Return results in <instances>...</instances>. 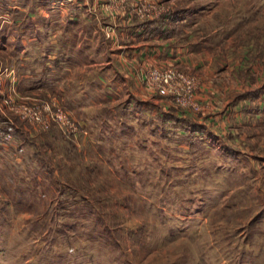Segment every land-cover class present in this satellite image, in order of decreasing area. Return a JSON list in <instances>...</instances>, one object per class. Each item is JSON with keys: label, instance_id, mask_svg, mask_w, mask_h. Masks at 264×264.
<instances>
[{"label": "rangeland", "instance_id": "rangeland-1", "mask_svg": "<svg viewBox=\"0 0 264 264\" xmlns=\"http://www.w3.org/2000/svg\"><path fill=\"white\" fill-rule=\"evenodd\" d=\"M38 1L0 32V264H264V0Z\"/></svg>", "mask_w": 264, "mask_h": 264}, {"label": "built area", "instance_id": "built-area-1", "mask_svg": "<svg viewBox=\"0 0 264 264\" xmlns=\"http://www.w3.org/2000/svg\"><path fill=\"white\" fill-rule=\"evenodd\" d=\"M148 73L149 74L146 78L147 83L154 86L155 89L160 93V95L165 96L170 101L174 102L175 100V102H178L182 107L185 108H187L186 106H194L192 105V100L184 99L181 97L182 95H186L192 92L193 89H190L187 84L194 80L193 76L185 74L176 68H153ZM45 109L49 110L48 107ZM59 118H63L62 113H60ZM51 121L52 120L50 116L46 115L44 120L40 121V123L43 126L47 127ZM1 123L2 122L0 121V146H4L12 140L13 128L12 124L9 121H4L2 125Z\"/></svg>", "mask_w": 264, "mask_h": 264}, {"label": "crops", "instance_id": "crops-1", "mask_svg": "<svg viewBox=\"0 0 264 264\" xmlns=\"http://www.w3.org/2000/svg\"><path fill=\"white\" fill-rule=\"evenodd\" d=\"M18 4L20 5L19 2H18ZM80 5H81L80 0H77V2L75 3V6H77V8H79ZM17 9L18 10H21V7L20 6L18 8L17 0H0V32H3L6 27H9L10 26L11 22L10 23H7L6 21H8V19H10V16L12 15V13L15 12V10H17ZM46 9L47 8L45 6L44 7V10L45 11H48ZM45 11H42V13L47 14V12H45ZM77 15L78 16L80 15L79 18H82L83 16H85V14L78 13L76 15L75 14L72 15V18H70V19H77V17H76ZM30 16H33V18L34 17L35 18L37 17V15L35 16V15H32V14H30ZM62 16H65V13L61 9V11H60V18L61 19H62ZM47 24H48V21L45 22V25H47ZM79 24H80L79 22L78 23H74L73 26H72L73 29H75L77 31L79 29V27H80ZM125 30L127 31V29H125ZM35 36H37V35H35ZM0 43H2V42H0ZM8 44L11 45V49H12V46H14L12 43L5 42L4 45L5 46H8ZM30 47L33 50H36L38 48V44H31ZM27 49L29 50V46L28 45L26 46L25 50H27ZM19 50L23 51L22 48L19 49ZM19 50H18V52H19ZM51 56H53V55H51Z\"/></svg>", "mask_w": 264, "mask_h": 264}, {"label": "trees", "instance_id": "trees-1", "mask_svg": "<svg viewBox=\"0 0 264 264\" xmlns=\"http://www.w3.org/2000/svg\"><path fill=\"white\" fill-rule=\"evenodd\" d=\"M38 2L40 5H46V6H50V5L54 4L53 2H56L59 5H61V8L62 7L67 8L68 11H72L74 9H77V6H75V3L77 2V0H71V1H66V0H39ZM170 21L173 22L172 19ZM147 22H148V24H147ZM140 24L146 26L145 29H143V33L147 32L149 34V32L155 33L158 31L159 32H164V31L166 32V29L163 27L165 25L163 18H159L158 20H148L146 22L143 21ZM161 107H163V106H161ZM163 109L168 110L166 112H173V110L172 109L169 110V108L166 109L165 107H163ZM172 115L174 116L176 114H172ZM174 117H177V115ZM193 122L195 124H198L197 123L198 121H193ZM80 126H81L80 130H82L83 126L81 124H80Z\"/></svg>", "mask_w": 264, "mask_h": 264}]
</instances>
